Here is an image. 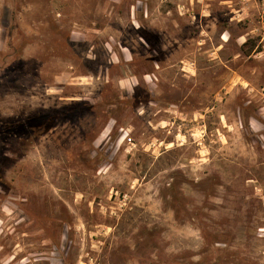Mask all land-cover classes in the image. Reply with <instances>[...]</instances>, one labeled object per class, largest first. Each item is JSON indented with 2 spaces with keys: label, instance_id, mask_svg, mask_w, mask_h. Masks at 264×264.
I'll return each mask as SVG.
<instances>
[{
  "label": "rangeland",
  "instance_id": "1",
  "mask_svg": "<svg viewBox=\"0 0 264 264\" xmlns=\"http://www.w3.org/2000/svg\"><path fill=\"white\" fill-rule=\"evenodd\" d=\"M0 264H264V0H0Z\"/></svg>",
  "mask_w": 264,
  "mask_h": 264
},
{
  "label": "trees",
  "instance_id": "2",
  "mask_svg": "<svg viewBox=\"0 0 264 264\" xmlns=\"http://www.w3.org/2000/svg\"><path fill=\"white\" fill-rule=\"evenodd\" d=\"M109 96H110V97H109ZM107 97H108L109 99H111L112 97H116V101L112 102L111 104H115V103L117 102V104L119 105L120 108H121V107L123 108L124 106L129 105V104L131 103V101H132L129 97L123 96V95L121 94V92H119V91L111 92V93H109V94L107 95ZM109 101H110V100H109ZM109 101H105V102L103 103L102 109L104 108V106H108V105L110 104ZM123 103H125V105L120 106V105L123 104ZM98 104H99V103H98ZM98 104H96V105H92V108H98V107H99ZM39 126L41 127V125H39ZM39 126H38V127H39Z\"/></svg>",
  "mask_w": 264,
  "mask_h": 264
}]
</instances>
